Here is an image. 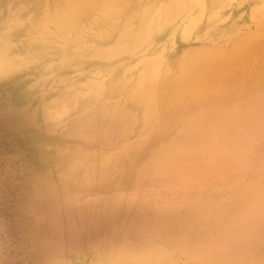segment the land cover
I'll list each match as a JSON object with an SVG mask.
<instances>
[{"label": "rangeland", "instance_id": "374dc122", "mask_svg": "<svg viewBox=\"0 0 264 264\" xmlns=\"http://www.w3.org/2000/svg\"><path fill=\"white\" fill-rule=\"evenodd\" d=\"M263 38L264 0H0V264H264ZM140 79L143 136L75 131Z\"/></svg>", "mask_w": 264, "mask_h": 264}, {"label": "bare ground", "instance_id": "6f19581e", "mask_svg": "<svg viewBox=\"0 0 264 264\" xmlns=\"http://www.w3.org/2000/svg\"><path fill=\"white\" fill-rule=\"evenodd\" d=\"M260 47H264V46H260ZM257 51H259V49ZM221 56L222 55L220 54H218L217 56L208 55L207 57H202V58L187 56L182 63L183 67H182V72L180 73V76H179L180 78L175 82V84L173 83L167 84L163 88L164 92L167 94V96L165 95V97L162 99V102H161L162 103L161 105L164 108V110L169 111L173 109L175 105H177L178 100H176L177 99L176 97L179 96L180 94L173 92L174 94L168 95V93H172V91L176 88L177 83L179 84V81L181 82V85H185V84L194 82L197 77H202L203 81L205 82L206 79L204 78H206L207 76H212V72L209 70V67H208L209 64L215 62ZM156 86H157V83H156ZM108 89H109L108 94L116 95V94L121 93V94H125L126 97L123 98L122 101L117 105L108 107L107 105L103 104L99 109L96 108L98 110L96 111L94 110V112L91 111L90 112L91 114L88 117H86L85 119H83L82 121L78 123L77 127L75 128L76 129L75 131L77 132L84 131V130H88L93 127L103 126L107 124L117 125L118 123H123L130 127L131 135L133 134L134 136H137V137L143 136L145 134L146 128L152 122L151 114L155 107L153 99H154V95L157 92L155 91L152 79H140L133 86H126L123 82H120V83L118 82L113 86L112 85L109 86ZM228 90H229L228 88L224 89V88L218 87L216 89H213L210 93L200 95L197 101H195V103L193 104L197 105L198 108L199 107L203 108L204 106L202 105L216 106L214 103L225 101L229 97L230 92ZM187 92L188 91L186 90L185 92L186 95L184 94L186 97L188 94ZM199 94L200 92H198V95ZM193 95H195V93ZM179 109H182V108H179ZM36 121L38 123H43V119L41 118H37Z\"/></svg>", "mask_w": 264, "mask_h": 264}]
</instances>
